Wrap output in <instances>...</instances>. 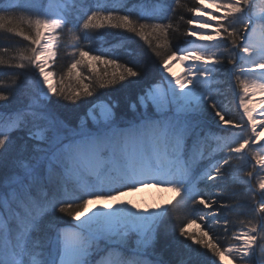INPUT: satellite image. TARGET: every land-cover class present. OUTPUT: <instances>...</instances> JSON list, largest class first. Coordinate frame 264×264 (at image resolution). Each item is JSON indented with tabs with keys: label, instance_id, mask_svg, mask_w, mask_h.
<instances>
[{
	"label": "snow or ice",
	"instance_id": "obj_1",
	"mask_svg": "<svg viewBox=\"0 0 264 264\" xmlns=\"http://www.w3.org/2000/svg\"><path fill=\"white\" fill-rule=\"evenodd\" d=\"M253 7L254 0H136L130 8L125 0H0L6 41L26 42L16 55L0 44V76L11 78L0 80V109L17 90L22 97L21 107L0 121V264H90L101 242L111 247L95 264H189L190 257L170 255L176 244L190 249L185 241L221 264L225 258L252 264L257 248L264 256V111L254 115L256 105L245 99L264 95V13ZM103 29L152 36L158 79L128 105L134 113L129 126L117 123V104L98 102L89 110L93 128H70L53 114L51 97L77 104L94 88L114 89L141 77L120 61L117 45L93 54L90 36ZM65 30L73 50L57 84L53 66ZM173 62L184 67L182 75L172 76ZM65 80L74 87L66 90ZM234 80L247 124L226 111ZM209 117L222 135H210ZM226 125L250 132L237 136ZM209 141L215 147L205 156ZM245 153L256 168L234 163ZM148 186L172 192V200L139 209L120 199ZM178 209L185 219L167 225ZM197 220L209 222L207 230ZM213 225L231 234L226 244ZM194 226L197 232L190 233ZM130 238L135 247L125 253Z\"/></svg>",
	"mask_w": 264,
	"mask_h": 264
},
{
	"label": "trees",
	"instance_id": "obj_2",
	"mask_svg": "<svg viewBox=\"0 0 264 264\" xmlns=\"http://www.w3.org/2000/svg\"><path fill=\"white\" fill-rule=\"evenodd\" d=\"M5 2H11V0H5ZM125 2L128 3L130 8L131 4L135 3L136 0H125ZM182 2L190 3L191 0H182ZM140 3L150 5L151 0H140ZM118 11L120 14H124L125 10L119 9ZM22 14L28 15V12L15 13V15ZM134 14L135 13H133V15ZM8 35L9 34L0 31V44L8 43L10 47L9 54L16 55L18 51L23 50V48L26 46V42H23L22 39L15 37H13L10 41H6L5 37ZM60 35L61 39L58 45L59 56L53 66L55 73H57V76L55 77V82L57 84H59L60 76L66 72L67 65L70 62V57L67 55V53L73 50L70 47L73 42L70 38V35L67 33V30H65V32ZM90 40L93 54L97 50L104 51L114 45H117V47L113 50L116 52L120 61L127 62L129 66H133L135 70L140 71L141 77L135 79L131 83L125 81L122 85H118L114 89L94 88L95 94L92 97H83L77 102V104H71L63 99L57 100V98L53 96L50 98L51 110L56 117L66 121L70 128H76L83 120H86L87 113L94 104H97L98 102H111L118 105V108L116 109L117 123L122 127H127L134 120V113L129 109L128 105L135 100L136 96L140 94L143 89L151 86L158 79V58L154 55V52L149 47V43H151L154 47L157 41L152 36H146V39L142 40L141 38L132 34L110 29L95 31V33L90 36ZM120 41H127V43L124 44L123 47H119L118 45ZM125 49H130L131 55H129L128 51ZM99 70L102 72L104 69L101 66ZM10 79L11 78L9 77L0 76V80H5L6 82H10ZM26 79L31 78L28 77ZM64 83L66 90L74 87V83L72 81L65 80ZM26 89L30 93L31 85H26ZM229 98L232 99V97ZM21 99L22 97L19 90L12 94L7 107L0 109V121L8 119L12 113L16 112L21 107ZM23 99L26 101L27 95H25ZM217 99L219 102L220 98ZM229 115L235 120H242L241 115L238 112L233 111L232 113H229ZM209 121L211 122V117H209L208 123ZM84 126L88 127V123H86ZM209 132L210 135L223 134L222 132L213 131L212 128L209 129ZM186 143L189 146L191 145V141L188 142L187 140ZM214 147L215 145L211 141L206 143L203 149L204 155L208 156L211 154ZM219 155L220 154H217L214 159H218ZM238 162L239 161H235L234 163ZM207 163V160L199 162V164L204 166L203 168L207 166ZM245 166L250 170L255 168L252 163H247ZM200 170L201 168H197V171ZM218 183L223 186L225 190L230 187L227 182L220 181ZM177 217L180 220H184L185 210L178 209L177 214L175 216H171L169 220L166 221V224L169 226L175 225L177 223ZM212 231L217 234L219 237V243L221 244H226L230 239L231 234H225L222 228H218L217 226L213 225ZM185 243L190 245V249H185L183 245L176 244L173 245L170 255H174L176 257H190L192 259L189 260V264H211L213 260L217 262L218 258L214 257L212 253L208 252L206 249L201 248L198 245H191L190 241H185ZM3 245L4 239L2 236H0V247H3ZM44 251L45 254H47L48 250L45 249ZM258 256L259 259L257 260V263L264 264V256L261 255L260 249L258 250Z\"/></svg>",
	"mask_w": 264,
	"mask_h": 264
},
{
	"label": "rangeland",
	"instance_id": "obj_3",
	"mask_svg": "<svg viewBox=\"0 0 264 264\" xmlns=\"http://www.w3.org/2000/svg\"><path fill=\"white\" fill-rule=\"evenodd\" d=\"M253 11L254 12H256V14L257 13H259V12H261V11H264V0H254V7H253ZM174 63H176V62H173L171 65H173ZM170 65V66H171ZM183 74V73H182ZM181 74V75H182ZM233 83H234V92L233 93H230L229 94V97H232V99H228V108L226 109V111H228L229 113H232L233 111H235V112H238L240 115H241V118H242V121H243V123H245V124H247V119L245 118V117H243V110L240 108V98H241V96H243V92H242V89H241V87H240V84H239V82H236L235 80L233 81ZM259 96H262V97H258V95ZM245 99H252V101H253V104L254 105H259V102L261 101V100H264V95H261V94H259V93H256L255 95H250V96H248V97H245ZM231 103H232V105H231ZM101 106H97L95 109H94V111L96 112V114L97 115H99V108H100ZM250 107H251V105H250ZM92 109V108H91ZM258 112H256V113H254V115H256ZM88 116H89V111H88V113H87V116H86V120H83L81 123H80V125H85L86 123H88V127H91V128H93L95 125L93 124V121L91 120V119H89L88 118ZM209 129H211L212 128V122H210L209 121ZM86 127V126H85ZM87 127V128H88ZM228 132H230V133H232V134H235V135H237V136H242V135H247L249 132H250V129H248L247 131H244V130H240V129H232L231 128V126H228V125H226V126H223ZM191 140L189 139L188 140V142H190ZM251 153H245L244 154V156H245V158H244V161H239L238 163H241V162H243V163H245V165H247V162H245V161H248V160H250V158H251ZM208 163H209V161H207ZM235 162V161H234ZM207 163V164H208ZM254 166H255V164H254V162H251ZM204 166H202V164H199L198 166H197V168L199 169V168H203ZM255 168H256V166H255ZM258 170V169H257ZM262 175H264V174H262ZM257 179H259V178H257ZM210 183V182H209ZM201 187L203 188L204 186H203V184L201 185ZM208 190H211V189H205V191H208ZM126 193H128V192H126ZM125 193V194H126ZM198 207H201V210L202 211H209V210H204V209H202V206H198ZM197 223H200L201 224V227L202 228H204V230H207V224L209 223V222H201V221H199V220H197ZM197 232V229H196V227L194 226L192 229H190V233H196ZM102 243V250L101 251H99V252H97L96 254H94L93 256H91L89 259H90V264H95V262L96 261H98V260H100V258L102 257V256H104L105 255V253L108 251V248L109 247H111V246H107V245H104L103 244V242H101ZM132 247H135V238H130L129 239V241H128V245H127V247H122L121 248V250L123 251V252H125V253H128L129 252V250H130V248H132ZM258 250H259V248H257L256 249V255L254 256V257H252V264H258L257 263V260L259 259V256H258ZM206 252V251H205ZM146 258H151V257H146ZM219 260H217V262H216V264H219Z\"/></svg>",
	"mask_w": 264,
	"mask_h": 264
},
{
	"label": "bare ground",
	"instance_id": "obj_4",
	"mask_svg": "<svg viewBox=\"0 0 264 264\" xmlns=\"http://www.w3.org/2000/svg\"><path fill=\"white\" fill-rule=\"evenodd\" d=\"M262 13H264V11L257 13V15ZM169 71L171 72L172 76H180L182 73H184L185 69L179 62H176L170 66ZM258 97H262V96L258 95ZM98 110L100 113L101 107ZM260 111H264V109H261L259 105H257L256 112H260ZM173 195L174 194L172 192L165 190L163 187L148 186V187L138 188L134 192H128L122 195L120 199L128 201L130 204L135 205L136 208L139 209H143V208L153 209L157 205H168L169 201L172 200ZM95 207H96L95 204H89V208L94 209ZM219 264H221V261L219 262ZM222 264H232V262L228 258H225L222 261Z\"/></svg>",
	"mask_w": 264,
	"mask_h": 264
}]
</instances>
